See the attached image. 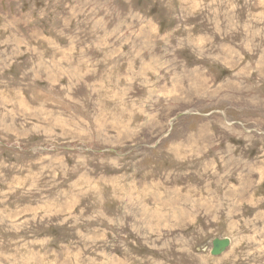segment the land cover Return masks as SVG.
<instances>
[{"label":"rangeland","instance_id":"1","mask_svg":"<svg viewBox=\"0 0 264 264\" xmlns=\"http://www.w3.org/2000/svg\"><path fill=\"white\" fill-rule=\"evenodd\" d=\"M263 37L264 0H0V264H264Z\"/></svg>","mask_w":264,"mask_h":264},{"label":"water","instance_id":"2","mask_svg":"<svg viewBox=\"0 0 264 264\" xmlns=\"http://www.w3.org/2000/svg\"><path fill=\"white\" fill-rule=\"evenodd\" d=\"M230 240L228 238H214L211 242L210 254L217 256L221 254L228 246Z\"/></svg>","mask_w":264,"mask_h":264},{"label":"bare ground","instance_id":"3","mask_svg":"<svg viewBox=\"0 0 264 264\" xmlns=\"http://www.w3.org/2000/svg\"><path fill=\"white\" fill-rule=\"evenodd\" d=\"M222 14V13H221ZM206 34V33H205ZM242 35V34H241ZM264 38V37H263ZM90 41V40H89ZM92 42V41H91ZM81 43V42H80ZM227 43V42H226ZM216 44V43H215ZM264 49V48H263ZM208 50V49H207ZM262 52V51H261ZM39 56V55H38ZM211 57V56H210ZM201 69V68H200ZM72 72V71H71ZM33 78V77H32ZM21 81V80H20ZM19 82V81H18ZM23 82V81H22ZM19 83H21V82H19ZM22 84V83H21ZM155 85V84H154ZM49 88V87H48ZM135 211V210H134ZM132 212H133V210H132ZM135 214V213H134ZM149 216V215H148ZM213 216V215H212ZM158 222V221H157ZM137 225V224H136ZM143 225V224H142ZM12 226V225H11ZM135 227V226H134ZM145 227V226H144ZM141 229H142V227H141ZM165 232V231H164ZM148 234V233H147ZM147 236V235H146ZM144 237V236H143ZM163 238V237H162ZM212 246V245H211ZM224 252V251H223Z\"/></svg>","mask_w":264,"mask_h":264}]
</instances>
